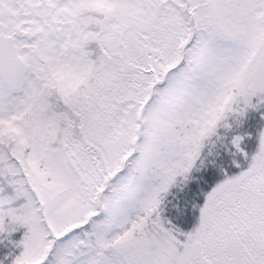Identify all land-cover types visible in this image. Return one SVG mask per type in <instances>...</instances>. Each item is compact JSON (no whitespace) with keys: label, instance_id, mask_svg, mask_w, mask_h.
Masks as SVG:
<instances>
[{"label":"snow or ice","instance_id":"1","mask_svg":"<svg viewBox=\"0 0 264 264\" xmlns=\"http://www.w3.org/2000/svg\"><path fill=\"white\" fill-rule=\"evenodd\" d=\"M0 264H264V0H0Z\"/></svg>","mask_w":264,"mask_h":264}]
</instances>
